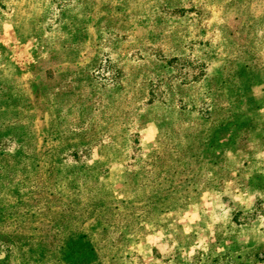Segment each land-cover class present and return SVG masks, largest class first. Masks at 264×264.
<instances>
[{
  "label": "rangeland",
  "instance_id": "obj_1",
  "mask_svg": "<svg viewBox=\"0 0 264 264\" xmlns=\"http://www.w3.org/2000/svg\"><path fill=\"white\" fill-rule=\"evenodd\" d=\"M0 264H264V0H0Z\"/></svg>",
  "mask_w": 264,
  "mask_h": 264
}]
</instances>
